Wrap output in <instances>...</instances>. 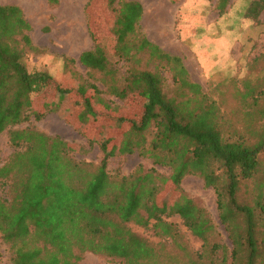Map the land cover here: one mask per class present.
<instances>
[{
    "label": "trees",
    "instance_id": "16d2710c",
    "mask_svg": "<svg viewBox=\"0 0 264 264\" xmlns=\"http://www.w3.org/2000/svg\"><path fill=\"white\" fill-rule=\"evenodd\" d=\"M230 1H219L220 14ZM106 8L112 14L109 45L97 42L79 58L94 80L58 82L27 66L25 58L35 47L23 10L0 6V136L8 132L14 148L0 163V238L11 250V264H80L85 253L122 264H168L165 259L181 264L178 255L163 257L128 227L148 228L154 221L156 233L183 251L175 227L164 220L172 216L203 242L182 264H264V80L245 82L241 99L251 108L250 124L233 127L219 102L192 82L183 60L142 33L140 2L107 0ZM263 12L264 0H253L245 17L260 23ZM259 59L264 53L254 62ZM163 71L170 74L171 93ZM96 80L122 101L137 98L143 112L123 116L102 97ZM42 96L44 102L37 103ZM69 102L78 117L125 125L116 138L85 135L103 152L97 167L74 160L70 144L60 137L31 125L19 128L61 112ZM136 153L170 168L171 175L142 165L128 176L109 172L111 158ZM190 175L216 191L232 248L213 240L217 229L207 210L182 191ZM249 185L260 191L245 201L242 191Z\"/></svg>",
    "mask_w": 264,
    "mask_h": 264
},
{
    "label": "rangeland",
    "instance_id": "374dc122",
    "mask_svg": "<svg viewBox=\"0 0 264 264\" xmlns=\"http://www.w3.org/2000/svg\"><path fill=\"white\" fill-rule=\"evenodd\" d=\"M133 1L140 2L144 8L142 33L164 51L183 60L192 82L200 84L205 93L219 102L232 119L233 127L248 126L251 108L241 99L245 82L256 84L264 80V59L254 62L264 53V12L260 23L245 17L253 0H231L223 14H220L218 8L220 0ZM1 5L19 6L32 27L30 37L35 49L25 58L31 71L47 72L58 82L74 80V77L94 80L95 77H89L90 70L80 63L79 58L82 53L95 49L97 42L109 45L112 14L106 8L107 0H57L55 4L49 0H0ZM107 50L112 63L119 64L121 68L123 63H118L109 48ZM163 75L167 79V90L171 93L173 88L170 74L163 71ZM96 84L104 92L102 97L113 108L121 109L123 116L134 118L143 112V106L137 98L130 97L122 101L106 93L101 82L96 80ZM43 102L44 96L37 100L39 104ZM64 105L61 112H48L41 121L33 119L19 128L31 125L52 136H58L70 144L74 160L97 167L103 152L98 145L91 146L85 135L116 138L119 130L125 129V125L115 123L111 127L109 123L93 122L78 117L77 110L71 109V102ZM13 150L8 132L3 133L0 136V163H4ZM262 158L264 160V153ZM140 165L147 169L154 167L160 175L170 176L172 173L170 168L154 166L151 159L138 153L111 158L108 169L112 175L128 176ZM181 188L207 210L217 229L213 240L231 247L228 232L220 220L216 191L207 187L204 180L196 175L185 177ZM259 191L257 186L249 185L242 191L243 199L247 201L257 196ZM169 192L166 195L172 199ZM164 220L173 224L178 233L177 242L185 250H180L171 238L158 235L153 228L154 221L148 228L135 223L128 224V227L161 251L163 257L166 258V254L178 255L181 264L188 260V254L192 255L202 249L203 242L185 227L179 216ZM238 223L241 225L242 221ZM10 259L11 250L0 238V264H11ZM165 261L172 264L169 259ZM80 264L122 262L85 253Z\"/></svg>",
    "mask_w": 264,
    "mask_h": 264
}]
</instances>
